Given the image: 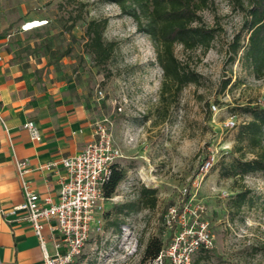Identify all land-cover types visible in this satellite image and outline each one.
I'll use <instances>...</instances> for the list:
<instances>
[{
    "label": "rangeland",
    "instance_id": "1",
    "mask_svg": "<svg viewBox=\"0 0 264 264\" xmlns=\"http://www.w3.org/2000/svg\"><path fill=\"white\" fill-rule=\"evenodd\" d=\"M25 13L34 15L28 21L49 23L28 33L17 31L16 40L32 54L46 55L51 85L61 83L82 98L94 121L109 120L123 154L118 166L126 176L105 204L103 232L88 241L73 264H149L143 260L148 242L159 239L162 248L169 243V210L189 196L205 203V219L215 234L214 247L198 252L194 264H264V173L236 179L221 176L222 166L237 156L233 148L239 125L251 119L241 108L264 107V77L258 79L238 60H228V45L243 22L238 2L215 0L201 12L204 22L221 28L220 33L206 52L176 46L178 58L201 77L180 94L165 97L163 70L152 40L137 31L134 19L117 4L0 0V21L11 24ZM100 18L109 19L105 40L117 42L105 66L97 65L85 49L86 26ZM68 48V54L58 59ZM227 79L231 83L224 88ZM231 119L236 121L233 128L227 125ZM212 154L215 164L202 179L201 168ZM143 185L157 190L155 208L120 212L138 200ZM240 192L247 195L242 207L235 199ZM123 235L136 241L128 245ZM48 249L53 253L51 244Z\"/></svg>",
    "mask_w": 264,
    "mask_h": 264
},
{
    "label": "crops",
    "instance_id": "2",
    "mask_svg": "<svg viewBox=\"0 0 264 264\" xmlns=\"http://www.w3.org/2000/svg\"><path fill=\"white\" fill-rule=\"evenodd\" d=\"M32 16L25 13L11 24L0 21V114L6 124L0 121V264H42V248L31 224L9 213L23 199L16 158L28 160L27 179L35 190L56 196L66 171L52 164L83 150L92 140L95 122L82 98L61 83L51 85L46 55L32 54L16 40L17 31L28 33L21 26ZM30 120L40 129V141L25 128ZM46 235V247L51 244L53 249Z\"/></svg>",
    "mask_w": 264,
    "mask_h": 264
},
{
    "label": "trees",
    "instance_id": "3",
    "mask_svg": "<svg viewBox=\"0 0 264 264\" xmlns=\"http://www.w3.org/2000/svg\"><path fill=\"white\" fill-rule=\"evenodd\" d=\"M117 4L121 12L132 17L137 31L147 34L152 40L156 58L163 70L162 96L178 95L190 84L198 83L200 74L176 55L177 45L185 50L211 49L221 28L204 22L201 12L210 9L215 0H102ZM243 12L241 30L228 45V60H237L247 67L258 79L264 77V0H236ZM49 23V20H47ZM108 18L91 19L85 30L86 51L92 55L97 65L105 66L113 58L117 49L116 41L105 40ZM247 32V39L243 32ZM246 39V40H245ZM71 48L60 53L58 59L65 57ZM231 79L224 82L229 86ZM251 119L239 125L234 144L237 156L222 166L221 176L225 178H244L255 172L264 173V107L248 104L241 108ZM126 171L118 164L113 166L105 184V195L112 197ZM246 193L240 192L236 199L239 207L246 202ZM157 190L143 185L138 200L123 206L126 213L139 208H155ZM121 222H117L119 228ZM162 250L159 239L150 240L145 248L144 261L152 262ZM204 256H200L203 258Z\"/></svg>",
    "mask_w": 264,
    "mask_h": 264
},
{
    "label": "built area",
    "instance_id": "4",
    "mask_svg": "<svg viewBox=\"0 0 264 264\" xmlns=\"http://www.w3.org/2000/svg\"><path fill=\"white\" fill-rule=\"evenodd\" d=\"M31 21L21 26L23 32L40 27L31 24L47 22ZM0 121L6 127L1 114ZM108 122V119L95 121L92 140L86 147L52 164H60L66 171L56 196L35 190L27 179L30 172L28 160L16 158L23 199L9 213L31 224L42 248V264H73L82 255L88 241L103 232L105 204L112 199L105 195V184L113 166L123 157ZM227 125L233 128L236 121L231 119ZM25 128L33 140L42 139L35 121H28ZM214 164L215 154H212L201 168L202 179ZM187 194L188 188H184L183 195L186 197ZM206 212L205 203L197 201L195 196H189L182 200L180 206L170 208L167 220L170 241L150 264H194L198 252L211 250L215 234L205 219ZM46 232L53 243V253L46 247ZM123 239L128 245L136 241L135 237L128 235H123Z\"/></svg>",
    "mask_w": 264,
    "mask_h": 264
},
{
    "label": "bare ground",
    "instance_id": "5",
    "mask_svg": "<svg viewBox=\"0 0 264 264\" xmlns=\"http://www.w3.org/2000/svg\"><path fill=\"white\" fill-rule=\"evenodd\" d=\"M35 21L40 22L41 20H35ZM31 22H32V21H31ZM45 24H47V22H43V23H34V24H31V26H33V27H38V26L42 27V26L45 25ZM33 27H31V28H33Z\"/></svg>",
    "mask_w": 264,
    "mask_h": 264
}]
</instances>
